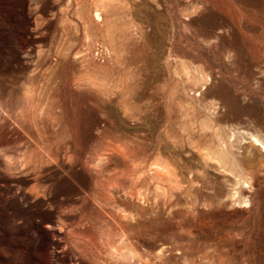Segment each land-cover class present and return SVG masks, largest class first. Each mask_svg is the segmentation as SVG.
I'll return each mask as SVG.
<instances>
[{"label":"rangeland","instance_id":"rangeland-1","mask_svg":"<svg viewBox=\"0 0 264 264\" xmlns=\"http://www.w3.org/2000/svg\"><path fill=\"white\" fill-rule=\"evenodd\" d=\"M0 264H264V0H0Z\"/></svg>","mask_w":264,"mask_h":264},{"label":"snow or ice","instance_id":"snow-or-ice-1","mask_svg":"<svg viewBox=\"0 0 264 264\" xmlns=\"http://www.w3.org/2000/svg\"><path fill=\"white\" fill-rule=\"evenodd\" d=\"M49 227H51V226H49Z\"/></svg>","mask_w":264,"mask_h":264}]
</instances>
